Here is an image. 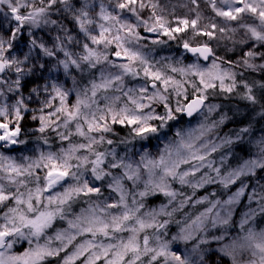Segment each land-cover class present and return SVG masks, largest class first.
Returning a JSON list of instances; mask_svg holds the SVG:
<instances>
[{
	"label": "snow or ice",
	"instance_id": "6c2138e0",
	"mask_svg": "<svg viewBox=\"0 0 264 264\" xmlns=\"http://www.w3.org/2000/svg\"><path fill=\"white\" fill-rule=\"evenodd\" d=\"M206 2L222 25H201L198 11L195 18L175 16L174 6L166 14L160 0H101L98 13L94 0H0L8 20L7 28L0 20V148H27L29 117L40 134L33 155L18 160L0 151V264H213L214 257L241 264L247 250L256 257L248 264H264V229L255 227L264 217V134L247 142L254 155L244 143L251 126L216 143L210 136L228 119L221 115L181 126L157 156L134 150L182 117L216 111L206 102L217 90L242 87L241 99L256 104L258 88L264 99V83L245 79L246 72L264 73V0ZM190 3L198 7V0ZM197 37L207 39L193 45ZM176 40L210 67L154 59L149 42ZM210 41L231 47L224 43L220 55ZM49 132L67 147L52 150ZM226 147L249 158L222 170L229 157L221 156L220 167L210 157ZM253 177L260 190L246 195L245 180ZM213 185L235 190L223 198L209 191ZM242 199L247 210L237 221ZM81 201L87 207L77 212ZM57 222L67 226L55 228ZM237 226L245 235L229 239ZM21 242L29 247L14 253Z\"/></svg>",
	"mask_w": 264,
	"mask_h": 264
},
{
	"label": "trees",
	"instance_id": "16d2710c",
	"mask_svg": "<svg viewBox=\"0 0 264 264\" xmlns=\"http://www.w3.org/2000/svg\"><path fill=\"white\" fill-rule=\"evenodd\" d=\"M171 1V0H160V2L162 4H165L166 2ZM97 1H94L95 5H96ZM5 7V12H8L6 6ZM10 15V13H9ZM144 15V14H143ZM5 16L4 13H0V20H2L4 22V27L6 26V28L8 27V23L3 19V17ZM145 16V15H144ZM146 17V16H145ZM6 24V25H5ZM141 32L143 34V31L141 29ZM150 39L155 38V39H161L162 37H159L158 35H154L149 37ZM184 39H187V37L184 35L183 37ZM166 39V38H164ZM149 47L153 49V57L154 59H164V62H175L176 60H180L181 64L179 66H186L189 65L191 63H200L202 66H208L210 67L211 65V60L208 61V63L204 64L201 63L199 60H197V57L193 56L190 57L188 56L187 52L185 50L182 49V42L180 40H176V41H169L167 44L164 45H156L153 46L150 44L149 42ZM78 50V49H77ZM224 67H227V65H224ZM236 71H243V69H237ZM77 76L79 77V74H77ZM264 76L258 75L257 73H245V79H247V81L251 84L253 80L257 81V82H261L264 83V79H261ZM189 80L191 79H195L194 77H189ZM130 83H135L134 81H130ZM242 89V87L237 88L233 94L235 92H239ZM189 91H191V88H189ZM254 92H256L257 97H258V102L256 104H254V106L256 107V109H263L261 107V105H264V99L260 98V90L258 88H254ZM217 95L214 96H209L208 101L206 102V104H215L218 106L217 112H218V117L217 116H212L208 119H200L197 117L195 119H191V120H187L185 117H182L180 121L178 122H174V127L171 131L169 130H164V132L162 133V136L157 139V138H152L150 141H143V142H137L134 146V150L136 152H141V151H148L150 152L153 156H157L158 152L160 150L163 149L164 145L166 143H169L170 141H172L173 139H175L174 136V132L181 128V126L184 129H189V128H197L199 127L200 122H205L208 124H211L214 121H218L221 117V115H226L228 117V119L225 121V123L221 126L218 127V129L215 130V134L210 136V139L215 141L216 143H220V141L222 140V138L225 135H232L233 133L239 131L240 128L243 127H249L251 126L252 128V133L245 135L244 136V143L246 146V149H250L251 154H255L256 149L254 147H252V145L248 144V140L251 138H259L258 135H254L255 129L258 125L257 121H254L253 119V115L254 112L256 111L252 106H247L242 102H238L235 101L230 93H219V90H217ZM25 95H27V93H25ZM175 102V97H173V104ZM253 105V104H252ZM24 123V130H23V138L29 141V144L27 146V148H25L24 146H17L16 150H11V149H3L0 148V151H3L6 155H11L15 158H17L18 160L24 156V155H33V152L31 151V149H34L37 146V140L36 137L38 135H40L39 133H36L34 131V129L36 127H38V125L33 122L31 120V118L29 117ZM118 131H119V126H118ZM121 137H125L127 136V130L124 131H120L119 132ZM167 135V139H164V135ZM49 138H50V142L52 144V150L54 151H58L59 148L61 146L63 147H67V143L68 142H64L63 145L61 144L60 140L58 139V137L55 135V133H48ZM75 141H79L80 138L78 137H74L73 138ZM114 139H116L114 137ZM104 147H108L107 145H104ZM45 151H47V147L45 146ZM118 151H120L121 155L124 154L123 151V146H119ZM235 154V156H234ZM223 155H227L229 157V161L228 164L224 166V169H228V168H233L236 167L237 164L239 163V158L243 157L245 159L249 158V152L245 151V152H240L238 148H224L221 149L220 152L214 153L212 155V157H210V159L215 160L216 164L215 166L220 167V158ZM136 159H139V156L136 157ZM259 172V170H257ZM260 183H264V172L260 173V179H259ZM245 183L248 186L246 195H250L251 194V190L253 188H255L257 191H259V184L257 183V178L253 177L251 180H245ZM177 188H179V185H176ZM209 187V191H217L221 197L226 198V196L228 194H230L231 191L235 190V186L229 190L228 193H225L222 189L218 188L217 186L213 185V186H208ZM186 191H190V189H186ZM207 192H204V190H200L199 195H207ZM105 195H109V193L106 191ZM242 205H244V207H237V214L234 215V219L239 221L240 219V214L243 213L244 211L247 210V205H248V201L247 199H242ZM253 207H255V204L252 205ZM86 208L87 205L83 203V201H81L79 204H77L75 206V210L78 212L80 210V208ZM200 211H203V207H200L199 209ZM66 223L65 222H57V224L54 226L55 228H62V227H66ZM255 227L256 230L259 231L260 229H264V217H258L255 223ZM49 232L51 233L52 230H49ZM230 238H235L238 236H243L245 235L244 232H242L239 227L237 226L234 229H230ZM124 236H127V233L123 234ZM83 239V237L78 238V241ZM183 247V246H182ZM72 249L71 247L68 249V251L70 252ZM63 255V254H62ZM256 259V257L252 256V251L251 250H247L245 252H243L240 256H238V260L241 261V264H248L249 261ZM76 264H81L80 261H77ZM99 264H103V261H100ZM213 264H231V259L230 258H224L223 262L220 261V259L218 257H214L213 258Z\"/></svg>",
	"mask_w": 264,
	"mask_h": 264
},
{
	"label": "rangeland",
	"instance_id": "374dc122",
	"mask_svg": "<svg viewBox=\"0 0 264 264\" xmlns=\"http://www.w3.org/2000/svg\"><path fill=\"white\" fill-rule=\"evenodd\" d=\"M97 1L96 2V7H95V12H99V4L101 2V0H94ZM167 1V0H164ZM106 6H107V0H104ZM161 3V2H160ZM162 4V3H161ZM166 7V14L169 11H173V6H174V15L175 16H188L190 18H195L196 16V12L198 11L200 16H201V25L203 24H207L209 23V21L215 22L217 24H223V20L220 17H216L215 13L212 11L211 5H209L206 0H198V7L197 5H192L190 3V0H171L166 2L165 4H162ZM218 6H223L218 4ZM193 9H195L196 11H193ZM112 7L109 6V11H112ZM145 16L148 15L147 12L144 13ZM98 18V17H97ZM3 19L8 23L7 17L4 16ZM169 19H174L173 16H170ZM249 22H252L251 20ZM6 25V24H5ZM70 26V25H69ZM6 28V26H5ZM75 35V33H73ZM41 35H43V33H41ZM191 35V31L189 30V32L187 34H185V36L187 37V39L190 37ZM237 39H239V35H237L236 37ZM207 39L206 37H197L194 40H191V43L193 45H195L197 42H202L203 40ZM212 46L217 48V51L220 55H224V51H223V45L224 43H228V46L231 47V43L230 42H221L219 46H217V42L216 41H210L209 42ZM258 75L264 76V73H260V72H256ZM239 93V95L237 94ZM222 94V93H220ZM246 94V90H241L239 92H235L230 93L231 97L238 102H242L247 106H252L256 111L254 112L253 115V119L254 121L258 122V125L255 129L254 135H258L259 137L264 134V118H261V116L259 115L261 111H264L263 109L259 108L256 109V107L254 106V104L252 105L251 102L241 99V95ZM223 95V94H222ZM214 104V103H213ZM215 105V104H214ZM218 109V107H217ZM204 111V115H198L197 119H208L212 116H217L218 117V112L217 110L212 112V113H208L206 108L203 110ZM251 135H253V133H249ZM29 247V245L26 242H21L18 243L17 245L14 246L13 248V252L16 254H22L24 251L27 250V248ZM77 263V262H76ZM52 264H54V262H52Z\"/></svg>",
	"mask_w": 264,
	"mask_h": 264
},
{
	"label": "water",
	"instance_id": "95a60500",
	"mask_svg": "<svg viewBox=\"0 0 264 264\" xmlns=\"http://www.w3.org/2000/svg\"><path fill=\"white\" fill-rule=\"evenodd\" d=\"M143 35H148L149 37H151V36H154V34H147V33H143ZM182 49H183V47H182ZM184 50V49H183ZM187 54H188V56H190V57H193V55L191 54V53H188L187 52ZM201 63H204V64H206V63H208V61H203L202 59L201 60H199ZM187 120H191V118H187V117H185Z\"/></svg>",
	"mask_w": 264,
	"mask_h": 264
}]
</instances>
